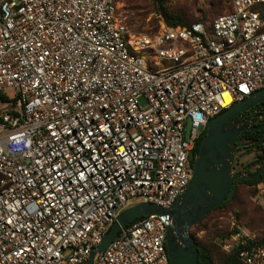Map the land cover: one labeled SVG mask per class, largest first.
I'll list each match as a JSON object with an SVG mask.
<instances>
[{"label":"built area","instance_id":"obj_1","mask_svg":"<svg viewBox=\"0 0 264 264\" xmlns=\"http://www.w3.org/2000/svg\"><path fill=\"white\" fill-rule=\"evenodd\" d=\"M118 3L0 0V264H86L133 199L169 206L210 119L264 87V0L153 34ZM171 220L127 221L95 264H169ZM254 237L222 247L264 264Z\"/></svg>","mask_w":264,"mask_h":264},{"label":"water","instance_id":"obj_2","mask_svg":"<svg viewBox=\"0 0 264 264\" xmlns=\"http://www.w3.org/2000/svg\"><path fill=\"white\" fill-rule=\"evenodd\" d=\"M263 100L264 87L211 118L192 163V176L182 193L167 207L151 202L124 210L91 250L86 264H95L97 255L108 246L121 225L153 213H168L172 219L166 236L169 264H198V246L190 234L191 227L225 201L237 179H255L264 172V163L254 173L231 170L235 141L242 131L250 129L249 122L240 123L237 116Z\"/></svg>","mask_w":264,"mask_h":264},{"label":"rangeland","instance_id":"obj_3","mask_svg":"<svg viewBox=\"0 0 264 264\" xmlns=\"http://www.w3.org/2000/svg\"><path fill=\"white\" fill-rule=\"evenodd\" d=\"M218 1L223 6H213ZM118 2L120 12L133 31L151 32L161 26L162 18L156 10L155 0H118ZM166 5L185 16L187 22H193L200 17L212 19L214 16L227 13L230 0H166ZM5 92L9 96L14 93L12 89ZM198 148L199 146L196 145L195 154ZM258 156L259 152L247 154L243 157L241 167L248 165V172L254 170L256 165H260ZM139 202L140 199H133L131 206ZM203 222L195 232L196 237L199 240L210 238L212 242L219 244L218 247L222 250L224 249L221 240L224 237L229 238L233 229L254 233V238L264 236V179L255 186H248L243 182L237 183L235 194L229 204L209 212Z\"/></svg>","mask_w":264,"mask_h":264},{"label":"trees","instance_id":"obj_4","mask_svg":"<svg viewBox=\"0 0 264 264\" xmlns=\"http://www.w3.org/2000/svg\"><path fill=\"white\" fill-rule=\"evenodd\" d=\"M155 1H156V10H157L158 14L160 15V17L162 18V23H164L167 26L189 25L191 23L199 22V21L209 23L215 17L214 16L212 19H208L207 17H200L199 19L194 20L193 22H187L185 16L181 15L179 12H176V11L170 9L166 5V0H155ZM213 6L220 7L223 5L220 1H218L215 4H213ZM254 8L257 11H259L260 18L263 22V27H264V6L262 7V6L258 5V6H255ZM230 11H231V3H230V7H228V9H227V12H230ZM155 32H156V30L151 31V32H145V33L153 34ZM205 132H206V130L202 133L199 140L196 142V145H198V146L200 145L201 140L205 135ZM259 152L260 153H259L258 158L260 159V161L258 163L260 165H256L254 170H252L251 172L249 171L250 173L257 170L264 163V149L260 150ZM263 179H264V172L259 177L255 178V179H237L233 183L225 201L222 202L220 205H218L216 208H214L211 211L221 209L226 204H229L233 195L235 194V188H236L237 183L243 182L248 186H252V185L255 186L258 182H261ZM236 216L238 217L239 215L236 213ZM204 218L201 219L196 224H194L192 227V231H191V236L194 238V240L196 241L197 246H198V264H243L240 261L238 254H236L237 252H226V251L222 250L221 247L220 248L218 247L219 244L212 242L210 240V238H209V240L208 239L207 240H199L196 237L195 232L198 229V227L202 223H204L203 222ZM236 230L237 229H233L232 232H234ZM229 232L231 233V231H229ZM263 242H264V236H261L260 238H255L253 240V243L251 242V244H256V243L257 244H263Z\"/></svg>","mask_w":264,"mask_h":264},{"label":"flooded vegetation","instance_id":"obj_5","mask_svg":"<svg viewBox=\"0 0 264 264\" xmlns=\"http://www.w3.org/2000/svg\"><path fill=\"white\" fill-rule=\"evenodd\" d=\"M237 118L240 123L249 122L248 127L250 129L242 131L240 133L241 135L235 141L236 152L234 154V160L231 163V169H234V172H248V165V167H241L243 157L264 149V127H261L264 126V100L257 104V106L239 114ZM254 118L255 120L253 121Z\"/></svg>","mask_w":264,"mask_h":264},{"label":"snow or ice","instance_id":"obj_6","mask_svg":"<svg viewBox=\"0 0 264 264\" xmlns=\"http://www.w3.org/2000/svg\"><path fill=\"white\" fill-rule=\"evenodd\" d=\"M82 175V177H83V174H81Z\"/></svg>","mask_w":264,"mask_h":264}]
</instances>
